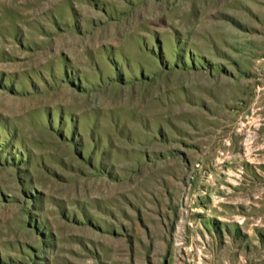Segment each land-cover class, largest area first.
<instances>
[{
  "label": "rangeland",
  "instance_id": "obj_1",
  "mask_svg": "<svg viewBox=\"0 0 264 264\" xmlns=\"http://www.w3.org/2000/svg\"><path fill=\"white\" fill-rule=\"evenodd\" d=\"M0 264H264V0H0Z\"/></svg>",
  "mask_w": 264,
  "mask_h": 264
},
{
  "label": "bare ground",
  "instance_id": "obj_2",
  "mask_svg": "<svg viewBox=\"0 0 264 264\" xmlns=\"http://www.w3.org/2000/svg\"><path fill=\"white\" fill-rule=\"evenodd\" d=\"M249 142H250V140H249ZM250 144V143H249Z\"/></svg>",
  "mask_w": 264,
  "mask_h": 264
}]
</instances>
